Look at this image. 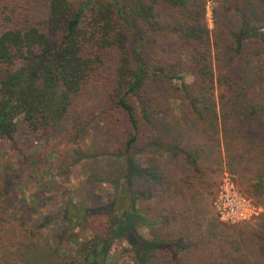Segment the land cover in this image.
<instances>
[{"label":"trees","instance_id":"16d2710c","mask_svg":"<svg viewBox=\"0 0 264 264\" xmlns=\"http://www.w3.org/2000/svg\"><path fill=\"white\" fill-rule=\"evenodd\" d=\"M34 1L0 0V140L21 130L47 141L85 98L113 131L98 152L114 160L107 180L114 192L106 202L94 194L71 200L11 237L41 240L48 229L60 250L78 243L76 230L91 233L53 264H107L116 240L130 246L134 264H264V214L253 225L206 230L194 216L214 185L218 144L227 172L264 195V0H214L213 29L208 0ZM164 32L176 50L160 51L156 37ZM179 92L193 127L166 142L160 100ZM149 150L153 156L140 162L137 154ZM160 152L172 163L156 160ZM17 185L0 187V243L12 230L4 204L17 202ZM150 200L156 220L141 206ZM141 227L152 230L150 239Z\"/></svg>","mask_w":264,"mask_h":264},{"label":"rangeland","instance_id":"374dc122","mask_svg":"<svg viewBox=\"0 0 264 264\" xmlns=\"http://www.w3.org/2000/svg\"><path fill=\"white\" fill-rule=\"evenodd\" d=\"M70 1L80 7L87 0ZM37 2L39 0L34 1V5ZM214 7V0H208L207 23L211 29L214 28L212 13ZM263 20L261 17L260 26ZM156 39L161 52L169 53L176 50L175 38L172 34L164 32L159 34ZM211 55V57L215 55L213 50ZM257 59L255 57L252 60L248 70V78L251 82H254L256 78ZM185 79L189 85L194 83V78L191 75L186 74ZM167 99L164 95L160 100V108L168 110V113L161 112L159 119L167 120L170 124L168 127L171 133L165 136V141L170 142L180 133L185 134L186 130L193 126L183 119L181 110L184 107L183 94L179 92L175 97H171L169 102ZM98 114H100V109H95L85 98H78L69 116L61 123L51 139L42 141L20 130L13 141L0 140V187L5 188L7 182H10V185L18 183L15 189L18 194L17 202L10 203L7 200V203L4 204L12 230L2 236L0 264H53L59 259L62 261L71 255L79 241L90 238V232L76 230L79 237L78 243L71 242L67 248L59 250L50 240L51 232L48 229L43 230L44 240H35L36 242L23 241V237L17 241L11 237V234H17L22 224L26 228L30 227L32 220L40 214L56 211L71 200L75 204H79L83 201L86 202L88 196L94 194L106 202L113 194V187L107 180L114 160L100 155L98 152L99 148L112 139L113 131L100 122ZM194 140L200 139L194 135L191 141ZM217 147L221 149L222 153H217L210 159L213 163L214 185L208 193L203 194L202 200L196 208L199 210L198 215L194 214L196 222L204 225L205 230L215 223L228 227L253 225L256 221L228 225L222 223L217 216L215 200L224 172L229 168L224 163L226 159L224 143L220 146L218 144ZM152 156L150 150L137 154L138 160L145 164ZM156 160L165 166L172 163L168 152H160ZM16 174H18V178L14 177ZM233 178L242 193L264 207V195L256 196L254 194L251 181L245 177L239 179L235 175ZM7 196L10 197L9 194ZM141 206L146 214L156 220V206L153 200L144 202ZM139 230L143 236L149 239L152 237L151 229L141 227ZM54 250L57 252L53 254ZM107 264H134L130 246L124 240L113 242Z\"/></svg>","mask_w":264,"mask_h":264},{"label":"built area","instance_id":"2783aa9c","mask_svg":"<svg viewBox=\"0 0 264 264\" xmlns=\"http://www.w3.org/2000/svg\"><path fill=\"white\" fill-rule=\"evenodd\" d=\"M215 209L219 220L228 225L249 223L264 213V207L242 193L227 171L219 186Z\"/></svg>","mask_w":264,"mask_h":264}]
</instances>
